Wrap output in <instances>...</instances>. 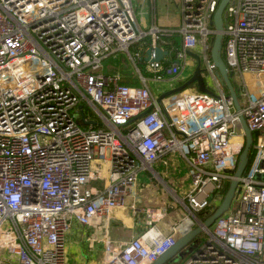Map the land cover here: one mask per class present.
<instances>
[{
  "label": "built area",
  "instance_id": "2783aa9c",
  "mask_svg": "<svg viewBox=\"0 0 264 264\" xmlns=\"http://www.w3.org/2000/svg\"><path fill=\"white\" fill-rule=\"evenodd\" d=\"M219 1L181 0L179 26L143 29L131 0H0V264H69L73 222L109 218L140 171L155 175L152 164L177 151L191 178L178 198L183 219L169 233L148 226L122 247L106 248L98 264L154 262L178 233L199 224L198 212L221 202L244 145L239 114L252 135V158L228 210L181 264H264V0H229L223 12L222 57L239 111L210 57ZM173 35L181 42L175 53L166 49ZM148 46L168 51L160 62H144L155 80L174 78L186 51L197 53L212 93L186 88L155 102L136 67ZM121 53L142 84L104 70ZM202 135L221 146L209 161L189 147Z\"/></svg>",
  "mask_w": 264,
  "mask_h": 264
},
{
  "label": "crops",
  "instance_id": "0c3cea01",
  "mask_svg": "<svg viewBox=\"0 0 264 264\" xmlns=\"http://www.w3.org/2000/svg\"><path fill=\"white\" fill-rule=\"evenodd\" d=\"M145 1L150 17L147 27L152 24L171 29L179 26L182 17L179 7L171 11L169 0H140L141 9L145 8ZM138 24L140 25V23ZM169 57H173L172 52ZM140 63L143 69L139 68L140 66L138 68L145 76V85L150 89L154 99L163 91L174 88L191 76L188 75L183 79L178 76L174 84L164 88L165 90H159L160 88L156 84L159 80H155L152 74L146 72L144 62L140 61ZM104 70L107 73L120 74V81L127 85L138 86L143 83L136 71L125 63L124 58L119 61H113V58L106 59ZM245 79L250 80L251 78L246 76ZM150 85H153L157 92L152 90ZM195 88L197 87L194 84L188 87L191 91ZM172 98H166L162 102ZM189 147L193 152L192 156L195 155L202 161H209L212 153L221 148L216 140L205 135L194 138ZM175 153H167L152 164L155 175L148 170L140 171L135 182L123 189L121 193L122 207L112 210L109 218L96 219L87 226L73 222L66 236L69 264H98L102 259V252H105L106 248L118 249L120 246L122 247L124 243L140 236L148 226L169 233L171 224L183 219L185 208L178 198L191 188V178L187 174V161L180 153ZM157 175L165 179V182ZM159 214L162 216L158 217ZM197 224L196 219L191 229L195 228ZM181 234L183 233H178L176 237L178 238Z\"/></svg>",
  "mask_w": 264,
  "mask_h": 264
},
{
  "label": "water",
  "instance_id": "95a60500",
  "mask_svg": "<svg viewBox=\"0 0 264 264\" xmlns=\"http://www.w3.org/2000/svg\"><path fill=\"white\" fill-rule=\"evenodd\" d=\"M228 1L229 0H220L217 8L213 12L214 14L210 23L213 25L215 33L213 35L210 45V49H211L210 57L212 62L214 63V66L217 68L216 70L217 78L226 87L228 96H230L232 103L234 104L235 110L239 111L240 105L238 103L237 89H236V85H234L232 81L233 72L227 69V67L223 62V57H222V38H223L222 29H223L224 15H225L223 12ZM144 51H145L144 55L139 57V61L141 62H150V63L160 62L163 60L164 56L168 55V51L163 50L158 46L155 47L148 46L145 48ZM152 54L154 55L153 58H151ZM186 54L192 56L195 59V66L191 76L183 83L174 86V88H170L162 92L158 96H156L155 102L160 103L162 100L166 98H170L174 96V94H177L182 90L192 86V84H194L197 87L198 91L202 93H207V94L212 93L211 90H209L207 86H205V81L202 75L205 69L201 67L200 56L197 53L189 50L186 51ZM149 110L150 109H147L138 113V115L133 116L129 120V122H133L139 119V117L143 116ZM237 121L239 122L237 128L242 131L245 140H244L243 148L238 155V161L236 163V167L233 171L234 178L230 180L228 188L225 191L221 202L216 206V208H214V210L211 212L209 216H207L203 220H199V224H197L195 228L190 229L187 232L179 235L175 243L169 248H167L166 251L161 253L160 256L150 264H166L173 257L179 256L181 251L185 252L187 250H189L188 253L191 254L192 257H195L194 248L198 243L196 241L197 235H199L201 232H204L203 231L204 229L208 230L209 227L213 224L214 219L225 213V211H227L228 208L230 207L231 200L235 195L234 191L238 184V179L242 176L241 174L244 172L249 162V157H248L249 149L253 145L251 132L247 127L246 122L244 121L242 115L240 114L238 115ZM89 122L90 121L82 120L83 124L84 123L87 124ZM159 178L165 182V179L161 178L160 176Z\"/></svg>",
  "mask_w": 264,
  "mask_h": 264
},
{
  "label": "rangeland",
  "instance_id": "374dc122",
  "mask_svg": "<svg viewBox=\"0 0 264 264\" xmlns=\"http://www.w3.org/2000/svg\"><path fill=\"white\" fill-rule=\"evenodd\" d=\"M139 2H140V0H131L133 12H134V15L136 16V18L138 20L137 22L140 23L141 27L146 28L148 26V22H149V18H150L148 15V5L145 1V3H144L145 8L141 9V7L139 6ZM180 6H181V0H169V7H170L171 11L178 9V7L180 8ZM122 58H124L125 63H127L129 66H131L132 69H134V71H136V73H137V70L133 66L131 60L124 53L119 54L118 58L113 59V61H119V59H122ZM201 64L203 65L202 59H201ZM194 66H195V59L192 56L190 57L187 55L186 62L184 64V66L182 67L180 73L177 76H175L172 79H168V80L165 79V80L157 81L156 84L160 88L159 90H165L164 88H168V86L174 84V81L178 76H180L183 79V78L187 77L188 75H191L193 70H194ZM150 87H152V90L156 91V89L153 87V85H150ZM156 92H154V93H156ZM176 153H178V152L176 151ZM250 155L252 156V154H250ZM196 241L199 242L196 245V248H197L200 244L207 241L206 234L204 232H201L199 235H197ZM188 252H189V250H187L185 252L181 251L179 256L173 257L166 264H181L182 260L184 259V257L187 255Z\"/></svg>",
  "mask_w": 264,
  "mask_h": 264
},
{
  "label": "trees",
  "instance_id": "16d2710c",
  "mask_svg": "<svg viewBox=\"0 0 264 264\" xmlns=\"http://www.w3.org/2000/svg\"><path fill=\"white\" fill-rule=\"evenodd\" d=\"M180 37L179 36H177V35H173V36H170V37H168V40L169 41H171V45H169V46H167L166 47V49H168V50H171L173 53H175L176 51H178L180 48H181V42H180V39H179ZM212 38H213V36H212ZM144 45H148L149 43H150V39L149 38H145L144 40ZM168 65V62H166L165 63V65ZM137 67H139V68H142L143 69V66L141 65V63L138 61L137 62ZM237 89V88H236ZM225 90H226V92H227V89H226V87H225ZM239 94H238V89H237V96H238ZM252 152H253V145H252V147L249 149V152H248V157H249V162H250V160H251V155L250 154H252ZM249 162H248V165H249ZM248 165H247V167H248ZM228 185H229V182H226V184L224 185V187H223V190H222V193H225V191L227 190V188H228ZM198 215V218H200V219H205L207 216H209L211 213H210V211L209 210H205V211H201V212H198L197 213Z\"/></svg>",
  "mask_w": 264,
  "mask_h": 264
},
{
  "label": "bare ground",
  "instance_id": "6f19581e",
  "mask_svg": "<svg viewBox=\"0 0 264 264\" xmlns=\"http://www.w3.org/2000/svg\"><path fill=\"white\" fill-rule=\"evenodd\" d=\"M225 20V19H224Z\"/></svg>",
  "mask_w": 264,
  "mask_h": 264
}]
</instances>
